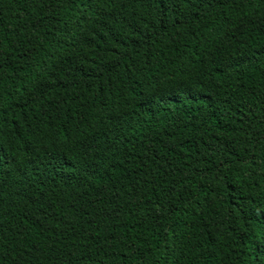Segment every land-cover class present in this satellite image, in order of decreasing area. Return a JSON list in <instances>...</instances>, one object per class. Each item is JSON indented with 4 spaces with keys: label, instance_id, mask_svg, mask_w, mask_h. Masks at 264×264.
I'll return each instance as SVG.
<instances>
[{
    "label": "trees",
    "instance_id": "1",
    "mask_svg": "<svg viewBox=\"0 0 264 264\" xmlns=\"http://www.w3.org/2000/svg\"><path fill=\"white\" fill-rule=\"evenodd\" d=\"M0 264H264V0H0Z\"/></svg>",
    "mask_w": 264,
    "mask_h": 264
}]
</instances>
